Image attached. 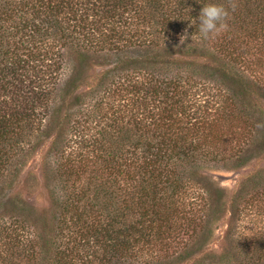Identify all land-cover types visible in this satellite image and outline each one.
<instances>
[{
  "label": "trees",
  "instance_id": "trees-1",
  "mask_svg": "<svg viewBox=\"0 0 264 264\" xmlns=\"http://www.w3.org/2000/svg\"><path fill=\"white\" fill-rule=\"evenodd\" d=\"M208 3L229 13L211 47L229 46L234 65L264 68V0H0V264H175L204 252L220 200L202 171L239 170L247 149L264 144L250 131L248 88L221 87L224 66L204 67L205 77L195 62L170 73L172 60L160 72L105 71L93 97L79 95L78 76L89 52L117 62L174 44L195 56ZM263 77L248 86L263 87ZM46 140L52 209L36 216L6 190ZM231 205L222 252L193 264H264V171L240 184Z\"/></svg>",
  "mask_w": 264,
  "mask_h": 264
},
{
  "label": "rangeland",
  "instance_id": "rangeland-1",
  "mask_svg": "<svg viewBox=\"0 0 264 264\" xmlns=\"http://www.w3.org/2000/svg\"><path fill=\"white\" fill-rule=\"evenodd\" d=\"M211 46L214 45L210 40H204V42H202L199 46L200 49L194 52L196 53L195 56L190 55L185 56L184 58L180 55V51L184 52L183 50H186L185 48L179 45L168 44L164 46V48L159 47L148 50L142 49L140 51H134L133 53L129 52L127 57H122V59H124L123 61L120 59L117 62V56L110 53H85V67L82 69V73L78 76L81 79L79 88L80 91L78 90V93L81 96L86 94L95 96L98 94V92L101 89H104V86L107 84L102 81L103 77L101 78V75L105 71L108 72L110 76L111 74L115 75L118 71L126 69L134 71L137 69H143L160 72L162 71L163 66H160L159 64L161 62H169L172 60L174 72H172V69H168L166 71L170 73H184L186 69H188L187 65L190 62H195L199 65L195 66L196 72L199 73L200 76L205 77L207 74L204 71V67L211 68V64H213V66L218 65L219 67L224 66L226 76L220 74L215 77V80L219 82L218 84L222 85L221 87L235 91L236 85L234 83L240 84V81L242 80V84L250 91V95L248 96L249 99L247 98L245 103L251 105V111L254 113L253 118L256 127H253L250 130L251 134L252 136L260 135L263 138L264 86L260 88L255 87L252 84L251 86H248V82L253 79V76L263 75L264 68L260 69L259 67H249L251 65L249 62L251 61L247 59H245V62L242 64L234 65V59L229 56V51L231 50L229 46L226 47L224 51L221 49L218 50V47ZM252 46L253 48H251V52L253 53V58L255 60V58L258 59L257 57L259 55L260 48L258 47V44H253ZM261 52V60L264 66V51ZM69 58L73 63L77 62L79 59L75 53L70 55ZM114 62L118 65H114ZM230 78L232 79L230 80ZM102 84L104 85L101 86ZM195 90H197V88L194 89V91ZM260 117L261 123H257ZM49 145L50 141L46 140L42 145L35 147V151H33L26 160L27 163L26 166L23 167L22 174L15 179L14 188H8L6 190L7 193H11L10 197L16 196L15 198L23 199V201L31 207V210H33L36 216L41 214L44 210L50 212L52 209L49 197L51 191L50 188L53 185H50L51 182L49 179V173L45 171V164L50 158L48 156ZM252 145L253 143H251V146ZM244 148L246 149V146ZM247 150H249V152L246 154ZM247 150L244 154H246L245 158H250V162L245 166L243 165L239 170L227 171V169L223 166L208 165L207 169H204L201 173L204 185L206 186L203 188L206 189L207 192H210L216 201L217 199L220 200V204H218L220 207L217 208L220 211V214H218V221L213 227V235L210 239V244H208L207 248L204 250L205 255L212 252L219 254L226 245L225 236L228 231L230 221L232 220L231 199L234 192L239 189L240 184L245 179L264 171V144H261L260 142L258 144L256 143L253 147ZM215 189L221 194V199L218 193L216 194L213 192ZM215 205L216 204H214V206ZM204 252L194 254L192 258L186 262L181 261L175 264H193L196 259H201L203 257Z\"/></svg>",
  "mask_w": 264,
  "mask_h": 264
},
{
  "label": "clouds",
  "instance_id": "clouds-1",
  "mask_svg": "<svg viewBox=\"0 0 264 264\" xmlns=\"http://www.w3.org/2000/svg\"><path fill=\"white\" fill-rule=\"evenodd\" d=\"M228 10L219 3H208L202 6L198 17L197 32L202 40H210L227 28ZM191 25H197L190 22ZM183 41L188 38L187 33L182 36ZM192 40V36H191ZM246 222H241L237 227V238ZM239 240V239H238Z\"/></svg>",
  "mask_w": 264,
  "mask_h": 264
}]
</instances>
